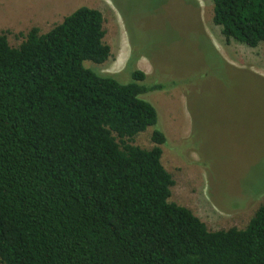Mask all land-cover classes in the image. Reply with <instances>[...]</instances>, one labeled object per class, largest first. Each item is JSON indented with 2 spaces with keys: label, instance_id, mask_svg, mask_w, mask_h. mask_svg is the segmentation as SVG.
I'll list each match as a JSON object with an SVG mask.
<instances>
[{
  "label": "trees",
  "instance_id": "16d2710c",
  "mask_svg": "<svg viewBox=\"0 0 264 264\" xmlns=\"http://www.w3.org/2000/svg\"><path fill=\"white\" fill-rule=\"evenodd\" d=\"M212 1L227 40L264 43V0ZM104 22L84 6L19 47L0 34L1 264H264V204L245 229L211 231L169 202L166 135L133 144L159 120L143 97L166 87L133 58L129 84L85 67L112 56Z\"/></svg>",
  "mask_w": 264,
  "mask_h": 264
},
{
  "label": "rangeland",
  "instance_id": "374dc122",
  "mask_svg": "<svg viewBox=\"0 0 264 264\" xmlns=\"http://www.w3.org/2000/svg\"><path fill=\"white\" fill-rule=\"evenodd\" d=\"M84 6L103 14L112 51L86 68L129 84L133 58L147 86L166 87L143 97L159 120L133 144L151 149L155 130L166 135L169 202L211 231L245 229L264 204V43L227 40L212 0H0V34L19 47L32 28L46 34Z\"/></svg>",
  "mask_w": 264,
  "mask_h": 264
}]
</instances>
